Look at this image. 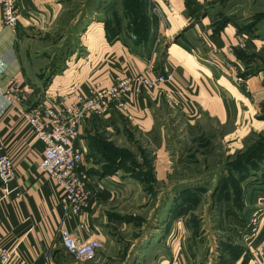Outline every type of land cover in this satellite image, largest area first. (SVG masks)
I'll list each match as a JSON object with an SVG mask.
<instances>
[{"label": "crops", "instance_id": "obj_1", "mask_svg": "<svg viewBox=\"0 0 264 264\" xmlns=\"http://www.w3.org/2000/svg\"><path fill=\"white\" fill-rule=\"evenodd\" d=\"M120 2L128 5L126 13L101 18L95 11L69 12L64 0H17L14 28L0 23V153L10 154L15 169L11 180L0 183V244L12 250L9 264H247L244 232L253 207L242 204L238 211L217 192L201 220L195 213L207 207L192 189L158 181L173 160H165V120L183 116L196 126L209 116L237 125L250 107L264 104L261 72L248 75L244 85L235 81L264 46V16L254 11L242 23L217 27L199 13L207 0ZM128 14L133 27L122 22ZM245 25L250 28L240 30ZM144 70L166 80L128 96L130 116L113 109L84 119L78 141L88 153L82 167L101 183L82 211H70L54 180L38 167L43 144L23 110L44 101L62 109L92 81L110 85L117 76ZM10 78L30 102L6 101L1 91ZM233 213L237 223H229ZM257 227L249 249L264 256V223ZM59 228L81 241L99 240L95 259L75 261Z\"/></svg>", "mask_w": 264, "mask_h": 264}, {"label": "rangeland", "instance_id": "obj_2", "mask_svg": "<svg viewBox=\"0 0 264 264\" xmlns=\"http://www.w3.org/2000/svg\"><path fill=\"white\" fill-rule=\"evenodd\" d=\"M64 1L69 12L83 11L84 14H91L95 11L101 18L107 17L106 14L111 12L126 13L124 10L129 8L128 5L121 4L120 0ZM252 1L207 0L206 6L202 7L199 13L210 15L217 27L230 22L237 25L246 21L247 15L254 11H259L260 17L264 16V0H258V5L254 6ZM128 15L129 18L122 22L127 21V25L133 27L131 15ZM195 20H198V17ZM156 21L160 22L159 19ZM248 28L250 26L245 25L240 30L247 31ZM255 56L258 59L250 64V70L246 71L244 68V72L238 71L235 81L244 85V79L248 75L261 72L263 77L260 81L264 87V46ZM258 69L260 71H257ZM8 96L12 99L13 95ZM27 100L29 101L28 98L18 95L14 98V103H9L6 99L9 104L14 105L26 103ZM33 106L35 104H30L26 109ZM164 110L171 113L169 109ZM229 122L234 123L233 120ZM197 123L193 126L183 116L177 119L170 117L163 122V138L169 145L168 152L170 151L165 160H173L169 165L162 167L166 178L162 182L158 181L159 185H170L173 180L174 188L192 189L194 194H197L196 198L199 197L201 203L207 207L204 214L200 209L195 213L194 217L201 216V220L204 215L206 217L209 214L207 202L210 196L219 192L221 198H230L238 211L242 204L247 205L248 209L253 207L249 210L251 217L248 223H264V104L250 107L244 121L237 125L224 126L216 118L209 116ZM132 138L137 140L139 135L133 133ZM134 151L138 155L135 148ZM132 162H136L134 157ZM234 218L236 219V214L233 213L229 217L232 219L229 223H237ZM238 252H241V249Z\"/></svg>", "mask_w": 264, "mask_h": 264}, {"label": "built area", "instance_id": "obj_3", "mask_svg": "<svg viewBox=\"0 0 264 264\" xmlns=\"http://www.w3.org/2000/svg\"><path fill=\"white\" fill-rule=\"evenodd\" d=\"M154 11H159L154 4ZM19 7L17 0H0V23L2 26L14 28L18 21ZM163 17H159L162 22ZM150 70V68H149ZM163 75L152 76L147 70L117 76L110 85H102L92 81L85 94H77L65 108H56L53 103L44 101L23 110L22 116L31 126L35 137L43 144L38 167L43 174L51 177L61 192L63 202L72 212H80L98 191L100 181L82 167L88 147L79 143L81 127L85 118L90 115H104L113 109L130 116L131 109L127 105L128 96L151 90L163 83ZM9 103H14L16 96L26 97L24 89L17 80L10 78L1 91ZM12 94V99L8 96ZM15 176V169L10 154L0 153V183L6 184ZM258 222L254 221L244 232L247 246V264H264L263 252L249 249L251 241L257 235ZM58 234L64 250L75 261L89 262L95 259L101 246L97 239L81 241L65 229L59 228ZM12 250L0 244V264H9Z\"/></svg>", "mask_w": 264, "mask_h": 264}, {"label": "trees", "instance_id": "obj_4", "mask_svg": "<svg viewBox=\"0 0 264 264\" xmlns=\"http://www.w3.org/2000/svg\"><path fill=\"white\" fill-rule=\"evenodd\" d=\"M222 26H223V25H222ZM222 26H221V27H222Z\"/></svg>", "mask_w": 264, "mask_h": 264}]
</instances>
